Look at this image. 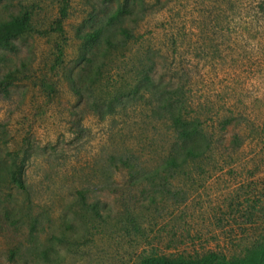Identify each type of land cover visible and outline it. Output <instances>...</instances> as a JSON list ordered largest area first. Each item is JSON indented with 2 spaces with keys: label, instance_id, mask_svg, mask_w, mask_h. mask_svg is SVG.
I'll list each match as a JSON object with an SVG mask.
<instances>
[{
  "label": "rangeland",
  "instance_id": "obj_1",
  "mask_svg": "<svg viewBox=\"0 0 264 264\" xmlns=\"http://www.w3.org/2000/svg\"><path fill=\"white\" fill-rule=\"evenodd\" d=\"M68 4L60 31L64 0H0V22L32 18L1 52L0 82L14 79L0 89V264L237 258L264 241V0ZM177 86L211 151L166 174L175 132L159 94Z\"/></svg>",
  "mask_w": 264,
  "mask_h": 264
},
{
  "label": "trees",
  "instance_id": "obj_2",
  "mask_svg": "<svg viewBox=\"0 0 264 264\" xmlns=\"http://www.w3.org/2000/svg\"><path fill=\"white\" fill-rule=\"evenodd\" d=\"M70 0H64V5L60 10V19L57 22L58 30H62V23L68 17V3ZM131 13L126 7L118 10L110 19L111 22L117 20L123 13ZM31 15L29 13L23 16H13L8 20L0 22V63L3 61L2 51L17 52V39L24 33L28 32L31 28ZM121 34L126 38H131L132 31L129 27L123 26L121 28ZM102 35V30L97 29L94 32L86 33L82 36L85 41V48L92 49L93 45L97 43ZM108 45H112L113 42L110 39L106 40ZM14 76L9 74L0 82V89L7 91L12 85ZM161 79V78H160ZM162 80V79H161ZM74 83V80H71ZM151 86L155 85L154 80L149 81ZM75 87V86H74ZM76 93H80L78 87L74 88ZM184 87L177 86L171 91H160V105L165 113H168L172 122L173 130L175 132L174 140L171 144V148L168 152L167 158L164 160L162 170L164 173H171L174 170L182 169L195 162H200L206 158L211 151V142L204 127V120L198 116L196 118H186V114H189L187 101L184 98ZM116 166H121L119 169H133L130 160H126L122 157H113ZM11 172V181L18 188L27 190V186L23 181L24 166H18L16 160H14V166ZM153 174L159 176V172L156 171ZM81 197L85 200L84 194L81 193ZM94 212L99 215L96 208ZM32 229H36L32 226ZM16 252L12 251L10 259L15 260ZM140 264H264V241L256 244L250 248L246 254L242 257L228 258L226 255L218 252H210L198 258H188L180 255L176 257L166 256H149L144 258Z\"/></svg>",
  "mask_w": 264,
  "mask_h": 264
}]
</instances>
